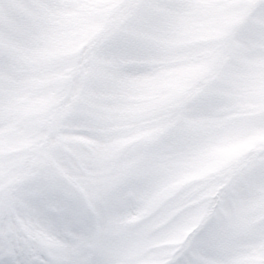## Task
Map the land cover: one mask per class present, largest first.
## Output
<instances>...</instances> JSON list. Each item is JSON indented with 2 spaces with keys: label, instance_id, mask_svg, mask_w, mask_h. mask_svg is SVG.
<instances>
[{
  "label": "clouds",
  "instance_id": "clouds-1",
  "mask_svg": "<svg viewBox=\"0 0 264 264\" xmlns=\"http://www.w3.org/2000/svg\"><path fill=\"white\" fill-rule=\"evenodd\" d=\"M0 20V241L36 264H264V0H53Z\"/></svg>",
  "mask_w": 264,
  "mask_h": 264
},
{
  "label": "snow or ice",
  "instance_id": "snow-or-ice-1",
  "mask_svg": "<svg viewBox=\"0 0 264 264\" xmlns=\"http://www.w3.org/2000/svg\"><path fill=\"white\" fill-rule=\"evenodd\" d=\"M16 4L30 15L37 25H42L54 14L53 0H0V20L3 18V4ZM0 264H36L35 253L23 241H0Z\"/></svg>",
  "mask_w": 264,
  "mask_h": 264
}]
</instances>
